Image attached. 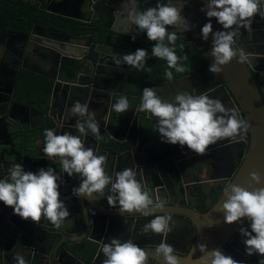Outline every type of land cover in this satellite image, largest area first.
<instances>
[{
	"label": "clouds",
	"instance_id": "1",
	"mask_svg": "<svg viewBox=\"0 0 264 264\" xmlns=\"http://www.w3.org/2000/svg\"><path fill=\"white\" fill-rule=\"evenodd\" d=\"M183 8V4L177 7L171 0L167 3L157 0L155 7L141 10L138 0H127L122 5L123 14L126 15L122 14L120 20L125 34L130 31L146 33L148 41L155 42L151 49L152 56L165 60L168 69H174L176 73L185 72L182 61L188 59L186 55L178 56L175 47H170L178 39V30H190L189 26L184 28L186 21L181 15ZM200 11L205 12L209 18V22L200 29L203 40L207 41L211 36L210 55L213 62L209 71L221 72L222 66L237 56L238 62L243 63L250 54L236 46V38L241 35V28L251 33V25L257 16L264 19V0H206ZM211 18H215L223 30L214 32ZM169 28L174 30L169 31ZM131 39L135 41L136 36L133 35ZM111 59L117 66L125 64L130 69L140 71L145 70L148 52L137 48L134 53L122 57L112 55ZM146 70L149 73L152 71L150 67ZM164 76L168 81L173 80V72L170 70H166ZM195 93L180 91L172 101H168L158 95L157 89L145 87L136 111L149 113L156 119L155 128L161 142L186 146L197 155H206L209 147L218 141L241 142L249 125L239 119L238 112L226 107L221 100L212 98L207 91L199 95ZM112 109L117 113H125L131 109V105L126 96H121L112 104ZM69 113L77 118L74 127L80 135L70 132L56 134L54 130L46 129L43 154L48 158L58 157L63 172L69 177L74 174L80 177L79 186L72 189L74 196H94L96 200L106 197L108 206L117 208L118 205L121 215L138 212L144 217L153 216L140 232L162 237L154 248L155 258H162L163 264H179L180 257L174 254L173 246L166 242L175 221L169 214L154 215L157 210L163 211L165 201H154L142 182L136 179L137 170L134 167L110 174L106 171L108 155L85 147V137L89 132L97 140L104 139L100 135L95 113L89 111L87 102H74ZM6 173L5 178L0 179V202L11 207L13 214L22 220H31L35 224L46 221L60 229L71 215L60 199L62 176H58L52 167L41 168L33 173L25 171L22 164L18 163H13ZM249 177L252 182L261 183V176L257 172H250ZM222 196L226 199L217 211L223 213L224 223L231 225L246 220L250 230L243 226L238 229L244 237L245 254L264 258V187L249 191L229 182L225 184ZM197 249L201 253L198 258L200 264H244L243 261L225 255L221 249L209 251L206 244H198ZM101 251L105 257L103 264H149L148 251L132 239L122 242L119 238H112L109 243L102 244ZM13 261L14 264H29L19 252L13 255ZM258 264H264V259H260Z\"/></svg>",
	"mask_w": 264,
	"mask_h": 264
},
{
	"label": "flooded vegetation",
	"instance_id": "2",
	"mask_svg": "<svg viewBox=\"0 0 264 264\" xmlns=\"http://www.w3.org/2000/svg\"><path fill=\"white\" fill-rule=\"evenodd\" d=\"M76 1L78 5L79 0H0V112H3L0 113V179L5 178L7 174L6 170L13 163L22 164L25 171H31L33 173L38 172L41 168L47 169L52 167L49 164V160H46L43 165L40 160H37V156L39 153L43 154L42 147L44 143L41 142V139L45 140L44 131L46 129H52L56 134H58V131L55 130L53 125V127L49 125L47 115H44L42 125H39L41 122L40 116H36L35 119L26 117V113L31 108L36 107L40 110H45L40 108L39 100L37 99V95H39L38 90L34 86L35 81L51 83L49 97L54 82L66 83L67 85L74 84L75 92L80 91L92 96L88 102L90 112L96 111L97 106L98 110L105 109L109 112L114 111L112 104L118 99L111 96L113 93L124 95L126 91H130L132 93L131 96H137V91H139L138 87L141 85L145 70L138 71L136 69H130V66L125 64L117 66L111 58L112 55H115L116 48L136 50L137 48H141L137 44L141 41L144 45H147V42L151 44L155 42L137 36L135 41H133L131 37L134 34H125L120 25V20L123 14L122 5L126 4L127 1L84 0L85 3L80 2L79 4L80 11L78 9L75 11L73 10V4ZM153 1L151 0L150 2L154 3ZM163 1L164 3L168 2V0H162L161 2ZM172 1L180 4L181 0ZM151 3L143 4V9L148 8L152 5ZM19 5H28L38 9L35 11V18L30 26L23 24L21 17L8 20L7 7H18ZM71 15L76 18L72 19L70 17ZM23 17L26 18L25 16ZM77 18H89V21ZM36 23H42L59 29L62 32L76 37V40L87 41V37H91L92 40L89 46L78 43L80 45L74 50L75 53H78L76 58L84 59L85 62L77 63L72 60H67L63 66V70H68L67 74L60 73V58L57 55L54 56L59 51L54 45L44 44L38 38L34 37L37 35L32 34L31 28L35 31L40 30V27ZM133 32L138 33L137 31ZM255 32L257 33V30L252 29L250 33L252 34V38ZM240 33L241 37L245 39L242 44L250 47L249 32L243 29L242 31L240 30ZM177 36L178 39L175 45H170V47H175V50L181 49L182 51L194 54L199 51L194 45L188 31H177ZM257 39L261 41L263 37L257 33ZM71 41H73L72 38L65 39L62 42L68 46L62 49L64 52L72 51L70 47ZM165 42L167 43V41ZM96 47L102 50L98 51L95 49ZM182 48L185 49L183 50ZM60 55L69 57L67 53L60 52ZM87 69L90 71L88 75V80H90L88 87H86V84H83L87 80ZM180 77L174 78L172 82H175L176 79L179 80ZM80 78L84 82H80ZM166 82L168 83L169 81L150 84L148 87L165 88ZM58 87L61 89L60 86ZM128 100L131 109L123 114L127 117L128 115L131 116L132 122L130 125L133 124L135 126V131L132 129L128 133L126 131V135L130 137L119 138L122 141L107 138L103 140L102 144L110 146L109 148L112 150L117 149L125 156L129 151H132L130 144L133 142L135 146L134 151L141 149L142 154L147 156L151 155V151H155L154 155L157 154L156 156H159L162 152L157 150L162 147L157 141L159 135L157 134L156 139V131L153 128L145 129L142 126V123L144 125H151V121L146 120L143 116L132 117L135 104L133 103V99ZM79 102L84 103L83 100ZM17 103H22L30 108L20 107ZM5 104L8 105L7 108H4ZM70 104L72 107L74 102L70 101ZM240 116L242 119V115ZM73 129L74 127L69 132L75 135L76 130L74 131ZM102 131L100 129V133ZM64 132L68 131L61 133L63 134ZM114 137L118 138L116 136ZM171 146L173 148L175 147V145ZM104 148L108 151L106 147ZM232 149L239 151L240 148L230 146L225 151L231 152ZM126 150L127 153L125 152ZM235 156L237 158L236 161L233 159L235 164L230 165L227 163L226 165L225 161L217 160L218 158L224 159L225 156L218 157L217 155H210L208 159L205 157L195 159L189 156H178L176 151L175 155H171L169 152L166 154L163 153L160 154V157H156L157 159L162 158L163 160H167L163 163L162 168H157V163H161L157 162L155 158L153 159L156 162L151 159L150 161H138V163L143 165L135 168L137 170L136 179L142 182L145 189H148L154 201L157 199L165 201V208H177L181 212H184L189 208L188 203L190 202V204H196V206L205 210L213 202L214 197L218 193L219 189L216 186L221 185V182H217L218 184L212 189V186L208 182L215 179L219 180L220 178H231L241 162V157L237 152ZM231 157L234 156L231 155ZM176 160L179 161V166L175 165L173 167L171 161L176 162ZM148 163H151V165ZM182 164L185 165L182 166ZM212 169L217 174H212ZM188 171L195 172L196 174L191 173L189 175ZM155 189H158L156 193L154 191ZM70 192L71 190L64 196L68 200L75 199V201L70 200L66 204V207L70 206L77 210L80 209L78 213L81 212V214L78 220L72 219V223L69 226L61 225L60 229H56L54 226L52 227L46 221L35 224L31 220H22L19 216L13 214L11 207H7L0 202V264H5V262L9 264V261L7 262L4 259L6 249H10L11 251L18 250L22 255L25 254L23 255L25 259L27 253H32L31 250L37 253L34 254L36 259L32 261H29L28 258L26 259L29 261V264H60L57 263V257L54 260L51 258L48 260L45 259L44 253L50 252L52 254L55 248H57L56 255L61 250L62 253L67 250L66 253L69 252L73 255V258L67 255L72 260L66 259L65 256L62 257L67 264H79V258L85 257L83 254L85 253V249L83 250L85 241L82 237L84 221L81 220L83 208L77 205L76 207L74 206V203L78 204L77 197L71 195L69 199ZM162 195L167 196V199L164 200L161 197ZM86 205L90 208L88 202H86ZM112 209L117 211L118 208ZM168 214L172 218H175L173 219L175 224L172 227V231L167 234L166 242L174 248H182L181 243L176 242L175 239L183 238L182 242L186 243L190 235V228L184 224L185 221L182 222L183 225H179L181 220L177 218L176 214ZM153 218L148 219L145 224ZM126 221V223L124 222L125 225L130 224L129 220ZM116 227L114 230H116ZM42 228H45L46 231ZM67 230H73L75 232L70 234L68 238ZM112 238L115 237L113 236ZM116 238H119V236ZM161 239L162 237L160 235L154 234L152 237H136L135 240L137 242H133L139 244L142 248H146L147 243L157 245L156 243L159 244ZM243 239L244 237L239 233L233 241V244L226 245L222 248V251L225 255L238 256L246 264H252L253 262L249 258L251 256L245 254ZM120 240L123 242V239ZM50 248H52V251ZM104 259L105 257L102 255L100 264H103Z\"/></svg>",
	"mask_w": 264,
	"mask_h": 264
},
{
	"label": "water",
	"instance_id": "3",
	"mask_svg": "<svg viewBox=\"0 0 264 264\" xmlns=\"http://www.w3.org/2000/svg\"><path fill=\"white\" fill-rule=\"evenodd\" d=\"M161 1L162 0H160V2ZM147 2L148 0H138V4L141 10H145L143 9L142 5ZM171 2L174 5L176 4L177 7H179L180 4L184 5V8L181 12V15L185 17L186 21L184 28H187L189 26L190 30L188 31V33L190 34L194 45L197 47V49H199V52L204 57L205 62L208 64V67H206L204 71H201L192 76L203 77L205 79L210 78L211 80H213L214 84L220 85L223 89V92H225L228 97L229 105L232 107V109H235L237 111L239 110L240 115L243 116L244 121L249 125L248 131L244 136L246 141L245 149L243 150V152H241V162L238 169L234 172L231 178H220L219 180L215 179L208 182L209 185L212 186V189L216 184H218L217 182H221V185L216 186L219 189V193L216 197H214L213 202L205 210H202L199 206H196V204L193 205L189 202V208L184 212H181V210H178L177 208H164L163 211L157 210V212L154 213V215L174 213L177 215V218L181 220L179 222V225H183L182 222L185 221L184 224H186L190 228V235L186 243L182 242L183 238L175 239L176 242L181 243L182 248L173 247L175 249L174 254L180 257L179 264H200L198 258L201 256V253L197 249L198 244H206L209 251H211L212 249L222 250V248H224L226 245L233 244V241L239 234L238 229L241 226L249 228V224L246 220H242L241 223H233L231 225L225 224L223 213L217 211L219 206L226 199L224 196H222L225 184L231 182L233 184L244 187L249 191H252L254 188L264 187V100L254 76L255 72L264 73V51L261 50L263 45H261L260 47L259 41L257 39L258 29L264 28V19H261L259 16H257L253 20L251 28L256 29L257 33L255 32V34H253L250 45V47L252 46L251 48L242 44L245 39H243L241 36L236 38V46L242 48L246 53H249L250 55L248 56V58L243 63H240L238 62L239 58L237 56L230 63L222 66L221 72L211 73L209 71V66L213 62V58L210 55L212 47L211 36L207 41H205L202 39L200 33V29L202 28V26L205 23L209 22V18L206 17L205 12L200 11V9L205 6L206 0H181L180 4H177L172 0ZM161 3H164V1ZM70 17L72 19L76 18L72 15ZM77 19L89 21V18ZM211 23L213 25L214 32L223 30L222 26L216 22L215 18H211ZM36 25L40 27V30L35 31L33 30V28H31L32 34L37 35L34 37L38 38L44 44L54 45L59 51L54 54V56L57 55L60 58V73L67 74L68 70H63L64 63L67 60H72L73 62L77 63L85 62L84 59L76 58L78 56V53H75L74 50L80 45L78 43H83L86 46H89L92 40L91 37L88 36L87 41H80L76 40V37L62 32L59 29L52 28L42 23H36ZM169 29L170 31L174 30L172 28ZM242 30L243 29H241V31ZM129 34H134L137 37L147 39L146 33L143 32H138L136 34L133 31H130ZM31 37L33 36L31 35ZM70 38H72L73 40L70 42L72 51L69 50L68 52H64L62 49L67 48L68 46L66 44H63L62 42L65 39ZM95 49L98 51L102 50L99 47H96ZM182 49L184 50L185 48ZM60 52L67 53L69 57H67L66 55H60ZM134 52L135 50L131 49H115V55L118 57H122L123 55L131 54ZM89 73L90 71L89 69H87V80L85 81V83H83L86 84V87H88V84L90 82V80H88ZM80 82L84 81L80 78ZM58 86H60L61 89H59ZM74 86V84L67 85L66 83L54 82L52 86V92L50 93V97L48 99L47 109L40 110L36 107L31 108V110L26 113V117L35 119L36 116H40L41 122L39 125H42L43 117L44 115H47V117L49 118V125H53L55 127V130L58 131V134H62L61 132L63 131L69 132L70 129L74 127L77 119L76 117H72L69 113V109L71 107L70 101L76 102L86 100V97L84 96L83 98L82 94L79 95L80 98L77 96V92H75ZM18 105L20 107H26L22 103H19ZM7 106L8 105L5 104L4 108H7ZM26 108L29 109L30 107ZM96 121L98 122L97 119ZM73 130H76L75 127ZM75 135H80L77 130ZM41 142L44 143V140L41 139ZM98 142L99 141L94 136H92L90 132L88 136L85 137V147H91L100 154L108 155L107 169H111L113 166L111 165V162L113 161V159H117L118 162H120V164H117V168L121 170L124 166V164L122 163V159H124L127 155L134 156L136 164H139V160L137 159L138 157L136 155L142 152L141 149L134 151L135 146L133 142L130 144L132 146V151H129L125 156L123 154L120 155L121 153L117 149L112 150L109 148L110 146H105L102 143L98 145V147ZM104 147H106L108 151H106ZM37 160H40L43 165L45 164L46 160H49V164L55 169L56 174L58 176H62L63 183L60 184L59 190L60 199L64 201L65 205L69 203L70 200H73L70 199L71 195H73L72 189L79 186L81 182L80 177L75 174L72 177H69L66 173H64L63 167L60 164L58 157L48 158L47 156L39 153V155L37 156ZM148 164L151 165V163ZM129 165H132L133 167L135 166L132 161L128 162V166ZM142 165L143 164H141L140 166ZM253 171L257 172L261 176V183L256 184L255 182H252L250 180L249 173ZM70 190V200H68V198L64 195ZM146 190L148 191V189ZM73 201H75V199ZM77 201L78 204L74 203V206L76 207L77 205L83 208L81 219L84 221L82 237L85 241V243L83 244V250L85 249V253L83 254L85 257L79 258V264H90L95 259H100L103 255L101 251L102 244L109 243L108 241H110L113 236L115 238L119 236L120 239H123V242L128 239H132L133 241L137 242L135 240L136 237L154 236V234L152 233L142 234L140 232V229L142 228L141 225H144L145 222L153 216L144 217L138 212L121 215L119 209H117L116 211L108 206L106 198L96 200L94 196L92 198L77 197ZM86 202L89 203L90 208L87 207ZM126 220H129L130 224L125 225L124 222ZM62 225H67L66 221H64ZM115 227L116 230H114ZM42 229L46 231L45 228ZM66 232L69 238V235L73 234L75 231L67 230ZM156 244L158 245V243ZM157 245L147 243L146 248H144L150 255L149 264H163L162 258L154 257V248ZM56 249L57 248L54 249L52 254L50 252L44 253L45 259L48 260L49 258H51L54 260V258L57 257V263L60 264H67L62 258L63 256H65L68 260H72L71 258H73V255L69 252L66 253L67 250L64 251V253H62V250L58 251L56 255ZM50 250L52 251V248H50ZM17 252L19 251H11L10 249H6L4 253L5 261H9V264L14 263L13 255H15ZM31 252L32 253H27L26 255V259L28 258L29 261L35 256L34 254H37L32 250ZM232 257L238 261H242L238 258V256ZM249 258L252 260V264H258V261L260 259H264L258 255H253ZM244 264L246 263L244 262Z\"/></svg>",
	"mask_w": 264,
	"mask_h": 264
},
{
	"label": "crops",
	"instance_id": "4",
	"mask_svg": "<svg viewBox=\"0 0 264 264\" xmlns=\"http://www.w3.org/2000/svg\"><path fill=\"white\" fill-rule=\"evenodd\" d=\"M150 1L151 0H148V2L145 3V4H150L151 3ZM80 2L85 3L84 0H79L78 1V5H77V1H76L73 4V10L77 11V9H78V11H80V7H79ZM156 2H157V0H155L154 3H151L152 5H150L149 7H155L156 6ZM258 34L261 37H263V39L261 41H259V46L261 47V45H263L261 50L264 51V28H259L258 29ZM248 38L251 41L252 40V34L249 33ZM206 67H207V65L205 67H202L199 71L187 74V76H185V77H182V75H181L179 80H177V79L175 80V89L177 91H179V90L188 91V92L196 91V93H195L196 95H199L201 92L207 91L212 98L219 99V100L222 101V103L226 107L232 108L229 105V103H228V97H227L226 93L223 92V89L221 88L220 85L214 84L213 80H211L210 78L205 79L203 77H194V76H192V75L197 74V73H199L201 71H204L206 69ZM76 92H77V96L79 98H80V96H79L80 94H82L83 98H84V96L86 97V100L84 102L88 103L89 100L92 98V96L90 94H84L83 92H80V91H76ZM126 92H128V93H126ZM126 92H125L124 95L123 94H117V93L114 94L113 93V95H111V96H114V98H116V99H119V97H121V96H126L128 99H133L134 100L133 103L135 104V108L132 111V117H134V116L135 117L136 116L137 117H142L143 116L146 120L151 121V125L150 124L144 125L142 123V126L145 129H152L153 128L154 131H156L155 134H156V139H157L158 132H157V130L155 128V125H156V122H157L156 119L154 117H151V115L149 113L136 111V108L138 107L139 102H140L141 97H142V92L137 91V94H136L137 96H131L132 93L130 91H126ZM96 109L97 110L94 111L95 118L98 120V124L100 126V129L103 130L100 133V135L103 136L104 139L114 138V139L122 141V139H119V138H121V137L124 138V137L128 136V135H126V131L128 133L130 131V129H132V130L135 129V126L133 124L130 125V123L132 122L131 116L128 115V117H127L123 113H117V112L112 111V110H111L112 112H109V111H107L105 109L98 110V106L96 107ZM237 112H238L239 119H241L240 111L238 110ZM242 119L244 120L243 116H242ZM114 136H116L118 138H115ZM128 137H130V136H128ZM152 138L155 139L154 137H152ZM103 140H98L99 142L97 143V146L100 145L103 142ZM157 141L159 143L163 144V147L160 149V151H162L160 154H163V153L166 154V153L169 152V153H171V155L172 154L175 155V151H176L178 156H189V157H194L195 159H201V158H204V157L206 159H208L210 155H217L218 157L225 156L224 159L223 158H218L217 160L225 161L226 165H227V163H229L230 165H234L235 163L233 162V159L235 161L237 159L236 156H235V153L237 152L240 155V157H241V152H243V150L245 149V141H244V139L241 142H239V143H233V142H229L228 140H222V141H218L216 144L210 146L206 155H197L194 152L190 151L186 146H183L181 149H176L175 148L176 145L173 148L171 146V144L163 143V142H161V140L159 141L158 139H157ZM162 144H161V146H162ZM161 146H159V147H161ZM230 146H232V147L237 146L240 149H239V151H236L235 149H232L231 152L225 151ZM150 151H151V149H150ZM125 152L127 153V150ZM154 152L151 151V155L150 156H147V155L142 154V153H138L136 156L138 157L137 159L140 162H142V161H150V159L152 161H154L153 158L157 159L156 157H160V154H159V156H156L157 154L154 155ZM122 154L123 153L121 152L120 155H122ZM231 155H233L234 157H231ZM140 156H143V157H140ZM177 158H179V157H177ZM238 158H239V156H238ZM178 160H176V161H178ZM129 161H132L135 164L134 168L139 167L141 165V163L136 164L134 156H131V155L128 156L127 155L124 159H122V163L124 164V168L122 170H124L125 168H132V166H128V162ZM156 161L161 163V164L157 163V165H158L157 168H160V167L162 168L163 167L162 166L163 163H165L167 160H163L162 158H160V159H157ZM171 162H175V161H171ZM117 164H120V162H118L117 159H113V161L111 162V165H113L112 168L111 169H106V171H108L110 174H114L115 172L122 171L119 168H117ZM211 171H212V174H217V173H215V171L213 169ZM106 194H107V191H106ZM67 208H68L69 212L71 213V215L65 220L67 225L69 226L72 223V219H76V220L79 219V215L81 214V212L78 213V211L80 209L77 210L76 208H72L70 206H67ZM117 208H118V205H117ZM33 258L30 261H32ZM34 259H36V258H34ZM100 260H101V258L100 259H95L90 264H100Z\"/></svg>",
	"mask_w": 264,
	"mask_h": 264
},
{
	"label": "trees",
	"instance_id": "5",
	"mask_svg": "<svg viewBox=\"0 0 264 264\" xmlns=\"http://www.w3.org/2000/svg\"><path fill=\"white\" fill-rule=\"evenodd\" d=\"M36 9H37L36 7H32L28 5H19L18 7L8 6L6 9L8 12L7 13L8 20L17 19L18 17H21L22 23L30 26L35 18L34 16ZM23 16H25L26 18H24ZM9 22H15V21H9ZM137 44L140 45L141 48L146 49L148 52V60L146 62V67L144 71L145 75L142 77L143 79L141 85L138 87L140 92H142L143 88L148 87L150 84L168 81L164 76L166 70L172 71L173 78H176L183 74H189L192 72L199 71L202 67H205L206 65L208 66V64L205 62L204 57L201 55L199 51H197V53L194 54L191 52H186V51H182L181 49H178L176 50L177 55L178 56L186 55L188 59L186 61H182L186 69L185 72L176 73L174 69H168L167 62L165 60H161L159 58L152 56L151 49L154 44L147 42L146 43L147 45H144L142 41ZM149 67L152 69L150 73L146 70ZM254 76L256 78L257 85L264 100V73L255 72ZM50 85H51L50 82H41V83L36 81L34 82V86H36V89L38 90V94H39L37 95V99L39 100L40 108L45 110L48 103ZM218 193L216 194V196L218 195Z\"/></svg>",
	"mask_w": 264,
	"mask_h": 264
},
{
	"label": "rangeland",
	"instance_id": "6",
	"mask_svg": "<svg viewBox=\"0 0 264 264\" xmlns=\"http://www.w3.org/2000/svg\"><path fill=\"white\" fill-rule=\"evenodd\" d=\"M258 20H259V19H258ZM240 30H241V29H240ZM185 76H187V74H183V75H182V77H185ZM190 83H191V82H190ZM159 88H160V87L155 88V89L158 90V95H160L163 99L168 100V101H172V100L174 99V96H175L178 92L182 91V90L177 91V90L175 89V82H172V81H169L168 83L166 82V87H165V88H160V89H159ZM158 140L160 141V137H159ZM175 148H176V149H181L182 146H180V145L177 144ZM154 162H156V161H154ZM178 162H179V161L172 162L171 164H172L173 167H175V165L179 166V165H178ZM183 165H185V164H182V166H183ZM188 173H189V175H191V173H192V174H196L195 172H192V171H188ZM157 190H158V189H155V190H154L155 193L157 192ZM161 197L164 198V200L167 199V196H165V195H162ZM161 197H160V199H161Z\"/></svg>",
	"mask_w": 264,
	"mask_h": 264
}]
</instances>
